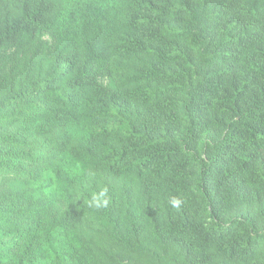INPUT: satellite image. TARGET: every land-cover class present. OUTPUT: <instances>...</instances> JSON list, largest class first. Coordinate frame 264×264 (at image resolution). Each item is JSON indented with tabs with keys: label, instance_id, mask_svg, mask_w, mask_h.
I'll list each match as a JSON object with an SVG mask.
<instances>
[{
	"label": "trees",
	"instance_id": "1",
	"mask_svg": "<svg viewBox=\"0 0 264 264\" xmlns=\"http://www.w3.org/2000/svg\"><path fill=\"white\" fill-rule=\"evenodd\" d=\"M0 264H264V0H0Z\"/></svg>",
	"mask_w": 264,
	"mask_h": 264
},
{
	"label": "clouds",
	"instance_id": "2",
	"mask_svg": "<svg viewBox=\"0 0 264 264\" xmlns=\"http://www.w3.org/2000/svg\"><path fill=\"white\" fill-rule=\"evenodd\" d=\"M173 207H176L180 204V200L176 199V198H173L172 201H171Z\"/></svg>",
	"mask_w": 264,
	"mask_h": 264
},
{
	"label": "rangeland",
	"instance_id": "3",
	"mask_svg": "<svg viewBox=\"0 0 264 264\" xmlns=\"http://www.w3.org/2000/svg\"><path fill=\"white\" fill-rule=\"evenodd\" d=\"M42 39L51 42L50 37L47 35L43 36Z\"/></svg>",
	"mask_w": 264,
	"mask_h": 264
}]
</instances>
